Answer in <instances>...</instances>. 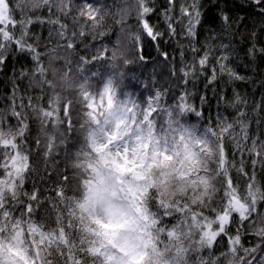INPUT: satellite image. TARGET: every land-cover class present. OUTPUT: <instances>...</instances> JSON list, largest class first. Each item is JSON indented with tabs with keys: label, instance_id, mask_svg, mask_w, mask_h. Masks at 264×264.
I'll list each match as a JSON object with an SVG mask.
<instances>
[{
	"label": "snow or ice",
	"instance_id": "1",
	"mask_svg": "<svg viewBox=\"0 0 264 264\" xmlns=\"http://www.w3.org/2000/svg\"><path fill=\"white\" fill-rule=\"evenodd\" d=\"M168 3L171 6L174 0ZM253 3L264 13V0ZM63 5L65 0H16L15 4L0 0V67L12 45L37 61L33 76L38 72L43 77L38 86L52 89L47 107L32 106L29 100L46 140L42 156L47 164L63 148L71 157L70 164L57 171L58 182L51 189L54 196H42L35 183L32 191H25L26 178L37 173L23 148L29 130L27 118L13 107L17 126L5 130L0 113V264H190V253L208 250L211 257L221 244L226 251L214 259L201 255L198 264H220L221 257L228 264H264V187L256 180V160L249 173L242 156L239 167L235 154L229 159L224 137L230 135L233 125L218 124L219 131L210 124L189 126L181 117L188 112L201 113L187 103L186 95L174 110L161 109L159 91L142 105L130 95L122 98L113 76L101 77L99 87L92 85L90 78L78 82L77 102L62 97L55 91L56 84L46 78L40 54L27 42L29 25L45 20L39 16L34 20L25 10L47 8L51 16L53 8L63 11ZM135 8L140 32L134 34V40L139 42L146 34L157 41L163 33L147 19L154 8L148 0H135ZM98 12L91 3L80 12L93 30L103 21ZM181 14L188 17V35L194 36L200 16L196 0L182 6ZM165 17L169 32L174 34L167 11ZM47 22L59 26L57 34L65 40L66 50H75L86 36L88 25L77 19L73 24L79 31L70 34L68 25L58 18ZM107 51L103 49L92 59H103ZM111 55L116 58L117 53ZM206 60L207 56L200 64ZM88 62L80 57V63ZM60 80L68 88L73 86L67 72ZM19 107L22 109L23 103ZM161 110L167 119L158 127L154 113L159 115ZM35 143L39 151L40 139ZM232 169L246 178L243 191L234 181ZM47 206L55 214L56 226L46 229L34 217ZM249 234L257 243L245 247Z\"/></svg>",
	"mask_w": 264,
	"mask_h": 264
},
{
	"label": "trees",
	"instance_id": "2",
	"mask_svg": "<svg viewBox=\"0 0 264 264\" xmlns=\"http://www.w3.org/2000/svg\"><path fill=\"white\" fill-rule=\"evenodd\" d=\"M12 3L15 4L16 0H12ZM86 3L99 9L98 17L103 16V21L94 30L90 28L91 22L80 16ZM192 3L193 0H174L170 6L168 0H148L154 12L147 19L163 35L157 41H152L142 34L139 42L134 40V34L140 32L135 0H65L63 11L53 8L51 16L47 8L35 11L26 9V16L34 20L39 16L45 20L44 23L29 25L27 42L40 54L39 63L47 69L46 78L56 84L55 91L74 102L79 100L78 82L90 78V83L99 87L101 77L107 79L108 76H113L122 98L124 94L130 95L142 105L148 96L159 91L162 94L161 109L174 110L180 97L186 95L187 103L201 115L188 112L181 120L189 126L200 128L210 124L217 131L218 124H232L230 135L225 134L224 137L229 159L235 154L234 159L239 167L242 156L249 173L253 171L252 161L256 160V180L264 187V13L259 11L253 0H196L199 23L195 25V35L189 36L188 17L181 14V7ZM166 11L175 28L174 34L169 32ZM15 16L19 19L20 12L16 11ZM224 16L228 17L227 22ZM49 18H58L61 23L67 24L69 34L73 30L79 31V26L73 24L74 19L88 25L85 28L86 36L77 43L75 50L63 47L65 40L57 34L59 26L48 23ZM15 34L19 36V27ZM105 48L108 51L103 59H92ZM113 52L117 53L116 58L112 57ZM6 55V62L0 67L3 128L7 130L10 126H17V119L11 114L13 107L27 118L29 130L25 133L23 148L37 173L26 178L24 189L32 191L35 183L42 196H54L51 189L58 182L57 171H63L70 164L71 157L60 148L57 150L59 155L45 163L42 152L46 140L39 131V120L29 106L31 100L32 106L47 107L52 89L47 85H43V88L38 86L43 77L38 72L33 76L37 61L32 59L31 54L21 53L12 45ZM81 56L89 62L80 63ZM205 56L206 63L201 65L200 60ZM125 59L131 62L125 63ZM65 72L73 85L71 88L60 80ZM94 72L99 75L93 77L91 74ZM185 72L189 73L187 77ZM201 97L204 99L201 100ZM21 103L24 105L22 109L19 107ZM76 107L80 109L81 105L77 103ZM154 116L158 127L167 119L162 110L159 115L154 113ZM74 119L78 126L80 121L75 114ZM37 138L41 141L39 151L36 150ZM69 143L73 141L70 139ZM255 152L260 155H255ZM53 159L59 163L54 164ZM231 171L234 181L243 191L246 178L239 175L236 169ZM261 210L264 211V206ZM34 218L43 223L46 229L56 226L55 214L50 206L41 209ZM256 243L251 234L244 239L245 247H252ZM212 251L214 255L211 257L208 250L200 254L190 253V264H198L201 255L205 259H214L226 249L221 244ZM220 264H228V260L221 257Z\"/></svg>",
	"mask_w": 264,
	"mask_h": 264
}]
</instances>
